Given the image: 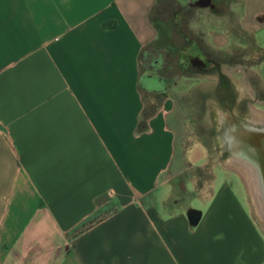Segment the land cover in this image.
Segmentation results:
<instances>
[{
  "label": "crops",
  "instance_id": "obj_1",
  "mask_svg": "<svg viewBox=\"0 0 264 264\" xmlns=\"http://www.w3.org/2000/svg\"><path fill=\"white\" fill-rule=\"evenodd\" d=\"M169 1L0 0V264L264 263L239 203L214 227L227 184L187 172L174 99L140 85ZM242 1L264 48V0Z\"/></svg>",
  "mask_w": 264,
  "mask_h": 264
},
{
  "label": "rangeland",
  "instance_id": "obj_2",
  "mask_svg": "<svg viewBox=\"0 0 264 264\" xmlns=\"http://www.w3.org/2000/svg\"><path fill=\"white\" fill-rule=\"evenodd\" d=\"M196 1L172 0L163 4L160 16H163L164 22L168 24L165 28L167 33L163 34V43L161 42L157 48L148 49L142 55L143 74L145 77L155 78L159 83L156 86L171 95L175 101V113L179 116L180 123H173L174 131L178 151L184 152L186 149L185 159L188 167L192 166V170L187 172H195L199 166L204 165L203 169L211 171L214 169V187L217 192L224 183L229 188L230 196L224 199V206L219 205L222 210L214 217V227H218L219 221L224 223L229 221L232 224L239 219V216L242 217L236 209H232L236 202V205L239 203L243 207L248 216L244 234L250 235L253 241L256 232L264 243V220L259 215L251 185L243 175L242 178L233 170L229 162L233 158L228 154L222 140L217 139L221 137L225 128L218 132V125L215 124L220 117L216 114L218 87L217 81H214L212 35L223 34L225 41H228V45L225 44V48L217 52L223 58H228L232 52L237 51L233 42H250L249 50L243 55L251 58L250 66H255L258 63L256 58L258 49L252 44L255 40L253 36L240 30L242 0H212L213 4L217 5L216 11L210 8H195L193 4ZM225 41L222 39L220 43L224 44ZM196 57L208 63V72L203 73L190 64L191 58ZM247 67L249 68V65ZM240 69L247 68L243 64ZM224 70L228 71L225 67ZM159 78H162L163 82L157 81ZM228 83L237 90L236 94L239 91L242 94L241 91L245 89L246 83L242 80V75L237 76L234 83L231 84L230 81ZM251 85L249 89L259 91L261 82H253ZM256 99L263 101L264 97L259 95ZM251 104L254 106V103ZM255 107L258 111L252 110V117L254 116L255 121H260L264 125V113H260L264 112V107ZM243 172L246 173L245 170ZM218 201L220 203L222 198ZM214 239L217 240L218 245L225 244L226 247L231 240V234L218 229L214 232ZM244 252L247 255L248 251Z\"/></svg>",
  "mask_w": 264,
  "mask_h": 264
},
{
  "label": "flooded vegetation",
  "instance_id": "obj_3",
  "mask_svg": "<svg viewBox=\"0 0 264 264\" xmlns=\"http://www.w3.org/2000/svg\"><path fill=\"white\" fill-rule=\"evenodd\" d=\"M216 9H217V5H214V11H216ZM222 39L225 41V36L223 34L221 35L218 33H214V61H213L214 77H215L214 81H217L216 84L218 87V89L216 90L217 92L216 100H218V103H217L218 107L216 106V112H217L216 114L220 117V119H218V121H216L215 124L217 123L218 125L217 127L218 132L221 131L222 128H225L224 132L221 134V137H217V139L222 140L223 144L225 145L227 149L228 154L230 155V157L234 158V155L229 150V144L225 136L226 132L240 124L254 126L257 128H264V125H262L260 121H255L254 116L252 117V114H251L252 110H257L255 106L264 107V100L262 101V100L256 99V97L257 96L259 97V95L261 97H264V79L257 72L258 67L264 63V56L261 55L262 53H264V48H261L257 44V42H254V41L252 42L255 48L258 49V53H257L258 55L256 57L258 60V63L255 66H250L251 58H248L247 56L243 55L245 51L249 50V47L251 45L250 42L249 43L241 42V41L237 43L233 42L232 44H234V46L237 48V51L232 52V55H230L228 58H223L222 56H219L217 52L224 49L225 44L228 45V41H225L224 44L220 43ZM196 60L203 61L204 65L203 64L200 65L201 63L199 61L196 62ZM223 61H226V62H223ZM193 62H195L198 66H195ZM247 62L249 64H247ZM190 64L203 73H206L209 71L207 67L208 63L200 58H197V57L191 58ZM243 64L244 66H246L247 69H242V70L240 69V66ZM248 65H249V68L247 67ZM224 67L227 68L228 71H225ZM239 75L240 76L242 75V80L246 83L244 84L245 89L241 91L242 94L240 93V91H239L240 94L239 93L236 94L237 90L235 88L233 89V86H231L228 83V81H230L231 84L234 83V80L237 79V76ZM257 81L261 82V85H260L261 87L259 88V91L258 90L255 91L253 88L249 89V85ZM251 103H254V106ZM246 110L248 112L247 116H246L247 114ZM260 113H264V112H260ZM249 117L252 120H250ZM243 170H245V172L247 173L244 167L242 168V171Z\"/></svg>",
  "mask_w": 264,
  "mask_h": 264
},
{
  "label": "water",
  "instance_id": "obj_4",
  "mask_svg": "<svg viewBox=\"0 0 264 264\" xmlns=\"http://www.w3.org/2000/svg\"><path fill=\"white\" fill-rule=\"evenodd\" d=\"M193 6L199 9H214L212 0H198ZM198 61L201 63L200 65H204L203 61L196 60V62ZM193 64L198 66L195 62ZM225 136L229 144V150L234 155V158L229 161L233 166V170L242 177L235 169L242 167L238 162L240 160L247 161L255 167L259 174L260 195L264 200V128L240 124L228 130Z\"/></svg>",
  "mask_w": 264,
  "mask_h": 264
},
{
  "label": "bare ground",
  "instance_id": "obj_5",
  "mask_svg": "<svg viewBox=\"0 0 264 264\" xmlns=\"http://www.w3.org/2000/svg\"><path fill=\"white\" fill-rule=\"evenodd\" d=\"M221 121V120H220ZM241 165L242 168L244 167L247 171V173H244L242 171L241 167H237L235 168L240 174L241 176L243 175L245 177V179L249 182V185H251V192L254 195L255 198V204L257 206V209L259 210V214L262 216H260L263 220H264V200L262 198V196L260 195V186H259V174L257 172V169L255 167H253L252 165H250L247 161L244 160H240L238 161ZM244 173V174H243ZM246 174V175H245ZM242 176V178H243ZM247 176V177H246ZM257 200V202H256Z\"/></svg>",
  "mask_w": 264,
  "mask_h": 264
},
{
  "label": "trees",
  "instance_id": "obj_6",
  "mask_svg": "<svg viewBox=\"0 0 264 264\" xmlns=\"http://www.w3.org/2000/svg\"><path fill=\"white\" fill-rule=\"evenodd\" d=\"M144 54L145 53H142V55H144ZM142 55H141V58H142ZM141 58H140V61H141ZM157 81L163 82L162 78L157 79ZM140 85H141V87L143 89H145L147 91H154V92H161V91H163L162 88L157 87L159 85V83L156 82V79L155 78H149V77L143 76L141 78ZM94 224L95 223H90L88 225H84L80 230H78L77 232L74 233L73 237H78V236L82 235L87 230H89Z\"/></svg>",
  "mask_w": 264,
  "mask_h": 264
}]
</instances>
